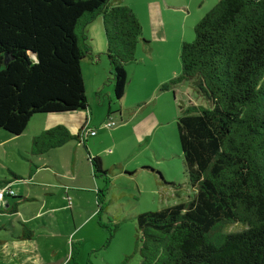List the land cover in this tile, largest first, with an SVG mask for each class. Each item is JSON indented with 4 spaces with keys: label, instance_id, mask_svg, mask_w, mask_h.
Wrapping results in <instances>:
<instances>
[{
    "label": "trees",
    "instance_id": "trees-1",
    "mask_svg": "<svg viewBox=\"0 0 264 264\" xmlns=\"http://www.w3.org/2000/svg\"><path fill=\"white\" fill-rule=\"evenodd\" d=\"M96 17L113 96L120 99L125 66L136 61L142 39L129 6L0 0V129L18 135L33 114L87 108L81 63L92 54L85 30ZM193 32L180 47L179 75L161 88L186 81L208 102L180 107L176 120L194 192L187 201L137 214L140 264H264V0H217ZM80 132L45 129L31 138L30 152L42 154L70 139L85 148ZM87 160L93 176L105 178L100 157L88 154ZM104 190L96 189L97 212ZM234 223L243 228L225 229ZM23 226L16 236L31 238L32 229Z\"/></svg>",
    "mask_w": 264,
    "mask_h": 264
},
{
    "label": "rangeland",
    "instance_id": "rangeland-1",
    "mask_svg": "<svg viewBox=\"0 0 264 264\" xmlns=\"http://www.w3.org/2000/svg\"><path fill=\"white\" fill-rule=\"evenodd\" d=\"M121 2L129 6L137 16L142 37L135 49L136 61L125 66L128 92L125 87L122 98L113 96L110 66L104 69L100 63L96 67L81 63L87 99L86 121L90 122L88 128L95 131L86 134L85 147L90 149V144L93 149H101V165L108 169L105 178H92L99 189H105L101 211L97 212L96 187L90 190L72 188L74 184H86L88 177L83 168L84 163H78V159L73 162L68 157H62L59 163L63 171L70 175L72 169L77 167V180L55 178L52 175L55 185L56 182H63L64 186H68L63 190L69 192V197L62 194L66 203L64 207H61L62 200L55 197H51V202H55V210L48 213L45 212V206L49 202L46 205L43 201L41 205H32L22 201L19 205L23 216L44 211L42 217L31 220L28 227L32 229V241L27 240L28 246L24 245L22 250L37 249L45 258L59 261L58 264H140L141 258L135 243L138 236L137 214L173 204L177 199L187 201L193 196L184 172L177 135L176 120L181 103L178 100L182 98L184 103H188L189 98L188 104L203 106H207L208 102L186 81L170 84L166 88H161V85L179 75L182 42L193 39V27L217 0ZM149 6H157L158 25H151L148 20ZM100 25L101 51L91 52L90 56L88 54L83 59L107 61L105 35L102 23ZM93 71L105 76L104 87L95 91L92 89ZM109 89L111 91L108 94ZM90 92L95 98L94 102L90 99ZM67 113L33 114L18 135L0 129V179L10 182L8 186L13 190L14 198L24 196V190L32 192L35 189L26 184L28 181L37 183L27 180L29 168H33L31 159L39 162L38 156L30 152L31 138L39 134L44 119L52 122L50 128L61 125L58 120L45 115ZM106 121L114 123L107 127ZM95 133L97 135L92 136ZM81 150L87 156L83 146ZM112 151V154H108ZM133 168L136 172H124ZM173 193H176L175 197ZM1 199L0 206L3 207ZM12 207L8 204L5 207L6 214L0 216L3 219L12 216L21 218L19 211L12 214ZM13 222L20 228L17 220ZM49 223L50 226L47 225ZM110 224L113 225L112 229H109ZM241 228L243 226L240 223L225 225L227 231H238ZM0 231L1 235L4 232L12 239L11 244L6 246V252L0 248V264H22L24 255L20 252V241L11 236V233H15L14 227L8 230L0 228Z\"/></svg>",
    "mask_w": 264,
    "mask_h": 264
},
{
    "label": "crops",
    "instance_id": "crops-1",
    "mask_svg": "<svg viewBox=\"0 0 264 264\" xmlns=\"http://www.w3.org/2000/svg\"><path fill=\"white\" fill-rule=\"evenodd\" d=\"M121 1L122 0H110L112 4H121L122 3ZM147 17L151 25L159 24V15H158L157 6L148 7ZM100 24H101V18L96 17L86 26V30H85L86 35H87L86 40L92 52L97 51V50L101 51L102 44H101L100 33H99V29L101 30ZM101 37H102V34H101ZM82 62L83 64L89 63V65L93 67L98 66V63H100L104 65V69L109 68V63L108 61H106V59H83ZM92 78L94 81L93 83L94 86L92 89L94 91L99 88L104 87V80H105L104 74H100L97 71H93ZM127 84L128 82H126V86H125L126 93L128 92ZM84 87H85V82H84ZM110 91L111 89L108 90V94L110 93ZM90 99L92 100V102H94L95 98L93 97V94H91V92H90ZM179 101H181V103H179V106H178L180 109V107H186L188 103L190 102V99L188 98V103L186 102L187 104L183 102L184 99L182 98L179 99L178 102ZM45 116H48V118H54L58 120L61 123V125L65 126L73 134L77 133L79 128L80 129L82 127L88 128V126L90 125V122L88 123L86 121L88 120L87 115H86V109L71 111V112H68L67 114L45 115ZM50 125H52V122L44 119L43 126L40 132L44 129L50 128L49 127ZM120 128H118V130ZM95 135H97V133H95L92 136L95 137ZM85 136L82 138V140L86 141L85 142L86 144L87 139H85L86 138ZM81 146L82 145L79 141L75 139L74 141H72L71 139V140L66 141L64 144L60 146L47 150L46 152L42 154H37L36 156H38L37 158L39 159V162H37L36 159H31V162L33 163V166H32L33 168H29V171L27 173V180H34L37 183H32L28 181L26 184H30L31 186L35 187V189L32 192L27 191V190L22 191V194H24V196H22L23 198L20 197L19 199H16L13 197V195H10L3 199V201L1 202V204H3V207L0 206V214H4V213L6 214L7 209L5 207H7L8 204H11L13 206L11 208V211H13L12 214L15 215L19 211L21 213V218L19 217L15 218V216H12V217L3 219L0 216V228H2V230H8L14 227L15 233L14 234L11 233V236L12 237L14 236V238H18L16 235L19 234L20 229H22L23 225L29 226V224L32 222L31 220L36 219L37 217H42L44 213L43 210L41 211L40 214L39 212L35 211V213L29 214L27 216H23L22 211H20L22 207L19 206L20 203H22V201L30 202L32 205H37V204L41 205L42 201L44 202V205H46L49 202L50 204L45 206L46 207L45 212L47 213L55 210V202L54 203L51 202V197H55V198H58L59 200H62L61 207H64L66 205L65 201L62 199L63 198L62 194L64 195V197H67L69 195L68 191L63 190L68 186H64L63 182H59V183L56 182V185H55L53 182L54 180H52V175L55 178L57 177L62 178V179L69 178V180L71 181H76L77 180L76 178L77 167L72 169L71 175L69 173H66V171L64 172L62 165L59 163L60 161L59 159H61L62 157H68L73 162H75L78 159V163H84L83 168H84L85 173L87 174L86 178L88 177L87 179L89 182L87 181L88 183L86 182V184H82V183L74 184L72 187L73 189L90 190V189H93L94 187L96 188L99 187L97 182L92 179L95 177L92 174L91 166L87 160V156L88 154H90L92 156L96 155L102 158L101 149H93L91 148L89 144L90 149L89 148L87 149V147H85L87 151V156H86L82 152ZM113 152L114 151L108 154H112ZM103 154L105 153L103 152ZM123 169H127V168L123 167ZM127 171L136 172L135 168L131 170H124L125 173ZM90 173L92 177L90 176ZM35 178H40V179H35ZM94 183H96V186H94ZM9 184H10L9 181L5 179H0V187L6 186ZM189 190L194 192L193 187H191ZM175 194L176 193H173V197H175ZM180 201H184V200L177 199V201L174 203H177ZM13 220H17L20 223L21 225L20 228L16 227L17 225L13 222ZM47 225L50 226V223ZM20 239L18 238V240L20 241V243L18 244H19V247L21 248L20 252L24 255L22 258V264H52V263L58 264L59 263V261L53 260L52 258L50 259L45 258L46 256H44L42 252H38L37 249L35 251H31V250L26 251V249L22 250V247L24 245L28 246L27 240L32 241V238H24V239L20 238ZM11 240L12 239L10 238V236L6 235V233L3 232V235L0 234L1 251L6 252V250L8 249L6 248V246H9V244H11Z\"/></svg>",
    "mask_w": 264,
    "mask_h": 264
},
{
    "label": "built area",
    "instance_id": "built-area-1",
    "mask_svg": "<svg viewBox=\"0 0 264 264\" xmlns=\"http://www.w3.org/2000/svg\"><path fill=\"white\" fill-rule=\"evenodd\" d=\"M113 125V122H108L107 126ZM91 134H93L94 132L92 130L89 131ZM83 134H85V131H83ZM13 194V191L9 188V187H3L0 189V199L3 197V195H11ZM3 199V198H2Z\"/></svg>",
    "mask_w": 264,
    "mask_h": 264
},
{
    "label": "bare ground",
    "instance_id": "bare-ground-1",
    "mask_svg": "<svg viewBox=\"0 0 264 264\" xmlns=\"http://www.w3.org/2000/svg\"><path fill=\"white\" fill-rule=\"evenodd\" d=\"M86 129H87V127H82L81 129H80V139L82 140V138L86 135V134H91L89 131L90 130H92V129H89L88 128V130L86 131ZM83 131H85V134H83ZM93 132H94V130H92ZM7 187H9L8 185H6ZM6 186H2V187H0V189L1 188H3V187H6ZM10 188V187H9ZM11 189V188H10ZM12 190V189H11ZM13 191V190H12ZM13 194H14V192H13ZM13 194H11V195H13ZM8 196H10V195H8ZM5 197V196H4ZM3 197V198H4ZM1 200H3V199H1Z\"/></svg>",
    "mask_w": 264,
    "mask_h": 264
}]
</instances>
